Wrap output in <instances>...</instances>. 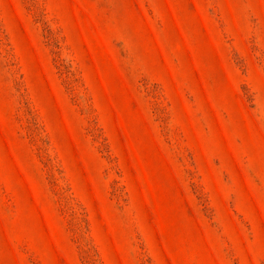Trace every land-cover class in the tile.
I'll return each instance as SVG.
<instances>
[{
  "label": "rangeland",
  "instance_id": "1",
  "mask_svg": "<svg viewBox=\"0 0 264 264\" xmlns=\"http://www.w3.org/2000/svg\"><path fill=\"white\" fill-rule=\"evenodd\" d=\"M0 264H264V0H0Z\"/></svg>",
  "mask_w": 264,
  "mask_h": 264
}]
</instances>
